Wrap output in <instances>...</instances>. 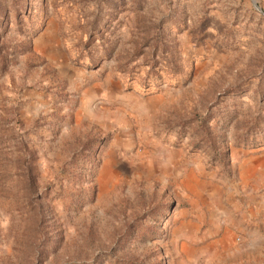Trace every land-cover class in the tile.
I'll return each mask as SVG.
<instances>
[{
  "label": "rangeland",
  "instance_id": "obj_1",
  "mask_svg": "<svg viewBox=\"0 0 264 264\" xmlns=\"http://www.w3.org/2000/svg\"><path fill=\"white\" fill-rule=\"evenodd\" d=\"M0 264H264V0H0Z\"/></svg>",
  "mask_w": 264,
  "mask_h": 264
},
{
  "label": "bare ground",
  "instance_id": "obj_2",
  "mask_svg": "<svg viewBox=\"0 0 264 264\" xmlns=\"http://www.w3.org/2000/svg\"><path fill=\"white\" fill-rule=\"evenodd\" d=\"M103 179V178H102Z\"/></svg>",
  "mask_w": 264,
  "mask_h": 264
}]
</instances>
